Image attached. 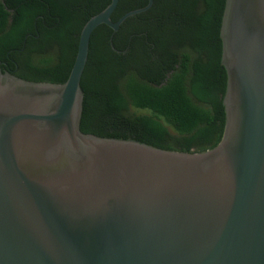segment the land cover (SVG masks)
Segmentation results:
<instances>
[{
	"label": "water",
	"instance_id": "1",
	"mask_svg": "<svg viewBox=\"0 0 264 264\" xmlns=\"http://www.w3.org/2000/svg\"><path fill=\"white\" fill-rule=\"evenodd\" d=\"M62 84L0 68V264H264V0H225L220 141L180 152L80 130L94 30Z\"/></svg>",
	"mask_w": 264,
	"mask_h": 264
},
{
	"label": "trees",
	"instance_id": "2",
	"mask_svg": "<svg viewBox=\"0 0 264 264\" xmlns=\"http://www.w3.org/2000/svg\"><path fill=\"white\" fill-rule=\"evenodd\" d=\"M148 0H119L111 20ZM110 0H0V68L62 84L81 28ZM225 0H153L117 32L91 35L81 80L80 130L180 152L220 141L227 75L221 64Z\"/></svg>",
	"mask_w": 264,
	"mask_h": 264
}]
</instances>
